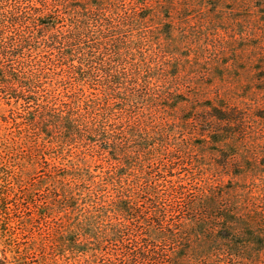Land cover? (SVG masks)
<instances>
[{"label": "clouds", "instance_id": "9594fccd", "mask_svg": "<svg viewBox=\"0 0 264 264\" xmlns=\"http://www.w3.org/2000/svg\"><path fill=\"white\" fill-rule=\"evenodd\" d=\"M0 264H264V0H0Z\"/></svg>", "mask_w": 264, "mask_h": 264}]
</instances>
